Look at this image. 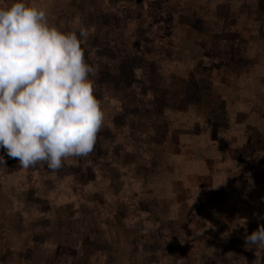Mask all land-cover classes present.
Returning <instances> with one entry per match:
<instances>
[{"label": "rangeland", "instance_id": "374dc122", "mask_svg": "<svg viewBox=\"0 0 264 264\" xmlns=\"http://www.w3.org/2000/svg\"><path fill=\"white\" fill-rule=\"evenodd\" d=\"M148 1L35 0L62 31L87 28L81 47L105 122L94 150L58 171L23 169L0 148V264H264V250L245 245L264 224V151L238 152L252 130L264 137V23L246 11L257 0H162L150 17ZM236 42L244 62L227 72L217 58ZM172 77H204L227 125L212 131L193 107L157 116L154 88ZM162 126L168 140L184 132L179 154L151 141Z\"/></svg>", "mask_w": 264, "mask_h": 264}, {"label": "clouds", "instance_id": "9594fccd", "mask_svg": "<svg viewBox=\"0 0 264 264\" xmlns=\"http://www.w3.org/2000/svg\"><path fill=\"white\" fill-rule=\"evenodd\" d=\"M88 34L51 24L35 0L0 7V148L23 169L58 171L94 150L105 112L81 47ZM245 245L264 250V224Z\"/></svg>", "mask_w": 264, "mask_h": 264}, {"label": "trees", "instance_id": "16d2710c", "mask_svg": "<svg viewBox=\"0 0 264 264\" xmlns=\"http://www.w3.org/2000/svg\"><path fill=\"white\" fill-rule=\"evenodd\" d=\"M162 0H149L147 2L148 8H146L147 16H151L154 11L161 9ZM255 8H246V11L249 13H253L255 19L259 23H264V0H257ZM148 9L150 10L148 13ZM249 9V10H247ZM217 17L221 18L222 20H226L229 18L230 15V8L227 6V4L219 5L217 8ZM148 17V18H149ZM202 24V23H200ZM212 42L222 41V38H226V40H232L233 38L240 39L241 37L238 35H221L216 34L208 37ZM243 38V37H242ZM245 42L246 40L243 39ZM236 46L234 48L228 49L227 52H222L221 55H218V58H220L219 63L221 66L225 68V71H233L236 70L233 67L238 65L241 61L238 54V48L239 44L237 42L235 43ZM210 57H215L213 54H209ZM133 67L137 68L140 67L145 73L148 74L150 72V80L154 79V75L149 71L148 64H145L143 62H138V60L133 61ZM197 69V68H196ZM200 70V68H198ZM105 77V75L103 76ZM101 80V79H100ZM116 82L115 78L112 80ZM262 85H264V79L261 80ZM106 82V81H105ZM206 82L205 78L194 79L193 77H190L187 80L181 79L179 77H172L169 85L162 88L161 90L158 88H154V99L152 102V111L157 116H162L164 110H170V111H179V112H186L190 107H193L194 112L197 116L202 118L204 122L208 125H211L212 131H217L218 129L225 127L228 123L227 114L222 111L223 105L222 103H217V100L215 98H218V95L213 92L211 93V88L209 83ZM216 94V95H215ZM162 138H159L160 133H157L156 135L151 137V141L154 143H163L165 140L168 142L166 145V150L171 151L175 154H179V148L180 143L178 141V135L177 134H184L183 131L177 132V134H173L169 140L164 137L166 135L165 127L162 126ZM213 132V133H214ZM100 132L98 133V135ZM264 151V137L257 133L256 130H252V134L250 136L249 141L242 147L238 152L241 154L242 157L251 156L252 154H257L259 152ZM236 155V154H235ZM236 160L242 161L239 157L235 156ZM17 159H10L11 163ZM237 160V161H238ZM152 163V162H151ZM156 167V166H155ZM151 173L154 171V164H151ZM211 177H202L198 180L201 182V184L204 183L206 185V182L208 185L211 183ZM201 185V186H204ZM184 197V196H183ZM186 198V197H184ZM179 200H181L179 198ZM182 201V200H181ZM116 217L118 214L115 215ZM173 225H177L178 229H176L173 232L179 233V228L184 229L186 227V221L184 218H181L178 220L177 224L172 222ZM170 224L168 226V229L170 228ZM224 227L228 228V224L224 223ZM182 231V230H181ZM181 233V232H180ZM179 233V234H180ZM86 236V234H83ZM84 239V238H83ZM170 247V246H169ZM84 252V250H81ZM73 255L76 256L77 251H72ZM86 253V252H85ZM85 262L86 258H80L79 263Z\"/></svg>", "mask_w": 264, "mask_h": 264}]
</instances>
